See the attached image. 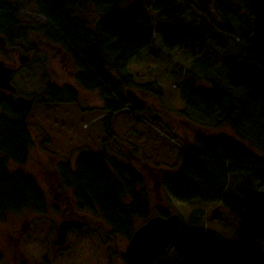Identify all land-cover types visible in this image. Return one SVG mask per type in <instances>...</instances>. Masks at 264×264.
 <instances>
[{
    "label": "trees",
    "instance_id": "1",
    "mask_svg": "<svg viewBox=\"0 0 264 264\" xmlns=\"http://www.w3.org/2000/svg\"><path fill=\"white\" fill-rule=\"evenodd\" d=\"M91 1L102 17L95 32L86 21L72 18L68 0H38L37 8L49 21L50 36L72 52L78 85L99 93L110 135L112 115L132 104L127 91L134 86L153 90L155 82L137 84L127 67L157 36L168 50L188 47L195 58L227 70L229 88L212 81L199 85L192 70L176 87L191 107L209 117L205 125L227 123L237 136L203 127L204 132L180 150L179 166L164 169L159 183L177 201L222 204L240 219L239 230L236 237L226 238L203 226L205 212L195 208L181 223L176 241L151 264H264V191L250 182L264 184V155L255 152L264 150V58L250 41V0L243 1L248 14L244 34L230 24L240 18L234 0ZM150 12L168 20L154 25ZM16 19L10 0H0V30L10 43L19 38ZM212 26L244 39V53L232 54L218 36L210 37ZM46 93L61 104L80 100L78 90L69 86L49 84ZM15 98L0 90V218L27 208L41 214L48 209L47 195L35 176L10 169V162L27 163L33 145L29 111L21 110ZM73 164L58 162L59 186L70 203L94 211L112 235L130 241L153 215H170L152 203L148 179L133 163L104 151L80 150ZM123 258L131 264L126 254Z\"/></svg>",
    "mask_w": 264,
    "mask_h": 264
},
{
    "label": "rangeland",
    "instance_id": "2",
    "mask_svg": "<svg viewBox=\"0 0 264 264\" xmlns=\"http://www.w3.org/2000/svg\"><path fill=\"white\" fill-rule=\"evenodd\" d=\"M131 1L138 0L129 2ZM243 1L234 0L242 19L235 17L230 20V24L235 31L241 30L244 34L246 25L243 20L248 18V14L244 10ZM10 2L16 20L20 22L16 27L17 32H14L19 38L11 42L15 49L10 46L3 53L0 47V59L7 64L17 60V70L12 79L18 92L6 93L13 98L16 94L33 98V106L28 114V126L33 137L30 156L23 165L10 162V169L23 170L35 176L47 195L48 209L41 214L27 208L20 213H9L0 218V264H21L20 256L14 260L12 255L15 244L18 251H22L32 264H127L123 256L129 241L122 236L112 235L94 211L80 209L74 200L73 204L70 203L67 193L59 186L58 162L70 161L74 165L80 150H92L97 154L104 151L133 163L146 175L149 194L155 206L170 210V214L179 213L184 221L193 209L203 210L205 216L200 222L203 226L226 238L236 237L241 221L225 206L220 203L177 201L159 183L164 169H176L179 166L180 150L204 132L203 127L237 136L227 123L223 127L205 125L211 121L209 117L198 112L197 107H191L182 97L180 87H176L189 70H192L199 85L207 86L205 82L212 81L229 88L227 70L207 60L195 58L188 47L183 48V51L180 48L168 50L157 36L154 43L145 47L127 67L137 84L155 82L154 91L138 86L131 87V90L146 101V106L137 110L132 103L113 114V135H110L105 121L107 111L103 109L99 93L82 90L74 81L78 69L73 58L63 62L56 51H53L55 48L52 45L59 42L50 36L48 19L38 13V0ZM68 5L73 14L72 18L86 21L89 29L94 32L97 30L102 17L91 0H68ZM149 17L154 25L168 20L167 16L157 12H150ZM214 17L220 21L218 14L214 13ZM208 29V35L218 36L232 54L244 53V39L239 40L238 36L223 33L215 26ZM0 35L5 36L1 30ZM19 52L31 56L26 66L19 63ZM49 84L78 90L79 102L61 104L53 101L46 93ZM157 114L160 118L156 117ZM245 123L251 126L252 121ZM240 139L242 140L241 136ZM255 152L264 155V150L256 148ZM250 182L255 187L261 185L259 188L264 191V184H256L254 180ZM69 219L79 220L82 225L71 226L66 232V241L55 245L60 225ZM13 229L21 232L19 239L9 236ZM260 242L264 251V239Z\"/></svg>",
    "mask_w": 264,
    "mask_h": 264
},
{
    "label": "water",
    "instance_id": "3",
    "mask_svg": "<svg viewBox=\"0 0 264 264\" xmlns=\"http://www.w3.org/2000/svg\"><path fill=\"white\" fill-rule=\"evenodd\" d=\"M252 17L251 45L264 58V0H250ZM21 63L30 61V56L21 53ZM13 68L0 61V90L16 92L11 77ZM128 97L138 108L146 106V101L135 91L129 89ZM17 106L23 111H29L33 106L30 98L19 95L15 98ZM183 218L179 213H172L168 216L153 215L145 224L140 226L133 234L126 248V258L131 264H151L160 257L177 239ZM82 225L79 220H65L59 228V235L56 244L66 241V232L71 226Z\"/></svg>",
    "mask_w": 264,
    "mask_h": 264
},
{
    "label": "flooded vegetation",
    "instance_id": "4",
    "mask_svg": "<svg viewBox=\"0 0 264 264\" xmlns=\"http://www.w3.org/2000/svg\"><path fill=\"white\" fill-rule=\"evenodd\" d=\"M48 31H50V33H53L51 30H50V28H49V30ZM55 35V34H54ZM10 46H12L13 47V49H15V47L12 45V43H10V41H7V37H5V36H3V35H0V47H1V50H2V52L3 53H5V50L7 49V47H10ZM53 46V51H56V54L61 58V61H65V60H70L71 58H73V54H72V52L67 48V46L64 44V43H62L61 42V40H60V42L58 43V44H56V45H52ZM20 55H21V53L19 52L18 53V60H19V63H21V61H20ZM31 57V56H30ZM74 59V58H73ZM72 59V60H73ZM0 61H3L7 66H10V67H12L13 68V73H12V77H14V75H15V73H16V70H17V66L18 65H16L15 66V63L17 62V60H15L14 59V63H12V64H7L4 60H1L0 59ZM74 61V64H75V60H73ZM28 63V62H27ZM27 63H25V64H27ZM25 64H23V63H21V65L22 66H26ZM76 76H77V73H76V75H75V80L74 81H76ZM12 77H11V81H12V84L16 87V85L14 84V82H13V80L14 79H12ZM76 83H77V81H76ZM78 84V83H77ZM7 93H12V92H10V91H6ZM18 92V88L16 87V92H14V93H12V94H15V93H17ZM19 95H22V94H16V97H18ZM22 96H24V95H22ZM27 97V96H26ZM29 98V97H28ZM30 99H32V101H33V98H30ZM149 115H151V114H149ZM156 117H158V118H160V115H156ZM188 123H190V122H188ZM14 230V231H13ZM13 230H11L10 232H9V236L11 237V238H14V239H19V237H20V231L19 232H17L18 230H16V229H13ZM20 230L22 231V228H20ZM17 232V233H16ZM57 240V239H56ZM56 240H55V242H54V244L56 245ZM17 241H15V243H16ZM13 249H16L15 250V252H13ZM13 249H12V255L14 256L13 258H14V260H16L17 258H18V256H20V262H21V264H32V263H30L29 262V258L22 252V251H18V246L15 244V246L13 247ZM1 255V254H0ZM2 261H0V263H1Z\"/></svg>",
    "mask_w": 264,
    "mask_h": 264
}]
</instances>
